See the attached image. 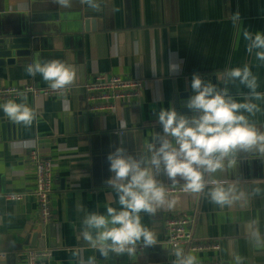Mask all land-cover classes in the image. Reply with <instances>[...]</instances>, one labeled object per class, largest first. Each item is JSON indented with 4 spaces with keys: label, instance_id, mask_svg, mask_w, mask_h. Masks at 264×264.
<instances>
[{
    "label": "crops",
    "instance_id": "obj_1",
    "mask_svg": "<svg viewBox=\"0 0 264 264\" xmlns=\"http://www.w3.org/2000/svg\"><path fill=\"white\" fill-rule=\"evenodd\" d=\"M111 4L117 11L112 28L86 38L79 52H60L62 58H57L54 52H38L42 61L60 60L75 68L76 79L65 87L68 90L65 96L12 99L31 108L35 119L30 126L21 123L20 140L0 142V177L4 191L0 195L3 202L0 252L10 253L0 264H26L24 251L29 247L24 243L37 226L33 192L36 174L28 159L30 152L54 164L50 225L55 232L53 237L46 234L40 243L52 252L46 264H88L90 258L95 259L97 248L82 238L84 217L91 211L103 213L106 206L119 208V204L115 192L104 186L105 178L110 177H105L102 169L106 165L101 158L98 175L91 178L84 173L89 169L82 164L84 158L80 154L84 140L105 132L130 130L133 145H138V139L151 145L153 138L162 132L155 113L169 108L173 89L182 81L186 84L194 73L217 77L218 82L222 78V89L227 87L237 102H245L249 90L238 80L225 84L223 74L227 68L247 64L258 78L257 91L264 93V62L246 51L247 42L242 37L244 29L264 32V0H227L223 10L220 0H111ZM54 6L62 18L72 14L74 8L72 0L61 6L59 2L44 0H0V34L27 43L31 39L29 26L33 24L30 19L36 20L35 28H42L39 17L48 15ZM120 10L125 13L123 20ZM237 12L241 21L234 25L231 16ZM102 74L142 81L139 98L114 115L86 113L81 86ZM27 84L51 88L39 74L29 76L15 70L11 75L0 77V89ZM253 102L259 104L261 111L250 119L264 131V100ZM80 112L85 115L77 116ZM130 119H139L141 124L130 125ZM121 122L125 127H120ZM245 155L249 163L255 164L243 174L252 175L253 179L219 184L232 189L231 204L220 206L211 201L208 193L218 185L206 184V190L201 193L168 196V202L159 205V211L164 208V213H141L142 223L156 233V245L132 257L114 254L117 264H174L177 258L169 260L163 245L167 216L190 218L200 241L219 244L222 264H264L263 202L253 194V183L264 175V156ZM241 175L237 172L236 177ZM7 195H23V198L8 201L3 197ZM192 204H195L193 209ZM196 257L199 261L214 255ZM95 264H106V261L95 259Z\"/></svg>",
    "mask_w": 264,
    "mask_h": 264
},
{
    "label": "clouds",
    "instance_id": "obj_2",
    "mask_svg": "<svg viewBox=\"0 0 264 264\" xmlns=\"http://www.w3.org/2000/svg\"><path fill=\"white\" fill-rule=\"evenodd\" d=\"M231 20L234 25L241 21L240 13L233 14ZM242 37L247 42L246 51L264 62V32L244 29ZM25 71L29 76L41 75L53 90L63 89L76 79L73 66L60 60L42 61L39 53ZM223 80L225 84L238 80L244 85L249 90L245 102H237L227 87L221 89L205 81L202 74L194 73L190 87L195 94L186 104L191 114L178 113L175 107L155 113L163 134L158 135L159 147L150 146V157L137 159L126 154L123 147L108 154L109 171L114 175L106 183L118 197L119 208L106 206L103 213L89 212L82 221L81 232L83 240L105 258L110 253L132 257L138 246L156 245V233L142 223L141 213L154 214L156 206L168 202L164 185L155 178L161 171L173 184L179 183V176L185 181L186 191L201 193L206 187L205 173H216L225 167L234 170L241 152L264 156V131L250 119L261 111L253 101L264 100V93L257 91L258 78L245 64L225 69ZM0 109L13 122L30 126L35 119L25 103L9 100ZM120 127H125V123L121 122ZM262 191L257 187L253 194ZM231 192V188L218 184L208 195L213 203L224 206L232 203ZM175 255L174 264H198V258L185 255L183 249L177 248ZM88 264H95V259L90 258Z\"/></svg>",
    "mask_w": 264,
    "mask_h": 264
},
{
    "label": "water",
    "instance_id": "obj_3",
    "mask_svg": "<svg viewBox=\"0 0 264 264\" xmlns=\"http://www.w3.org/2000/svg\"><path fill=\"white\" fill-rule=\"evenodd\" d=\"M51 3H58L61 6L60 0H44ZM74 4L73 12L69 16L62 18L57 14V7H51L49 9V14L46 16H40L39 21L43 23L42 28H35L33 25L36 20L31 18L33 24L29 26V31L31 39L27 43L19 42L13 37L7 36L6 34H0V77L4 75H11L15 70H20L22 73L26 72L25 68L28 64L33 62L36 53L54 52L57 58H62L59 55L60 52H79L83 48V43L86 38L91 35L99 34L103 32H108L112 28L114 16L117 15V11L113 10L111 0H72ZM113 3V2H112ZM221 10L223 7L226 8L227 0H220ZM120 15L122 20L125 18V13L120 10ZM227 16V10H226ZM27 36V35H26ZM56 58V59H57ZM205 81H211L214 85H217L222 89V78L220 82L217 81V77H203ZM189 81H182L173 89L172 99L169 105L170 107H175L178 113L190 115V110L186 107L188 98L195 93H193L190 87ZM8 100H0V105H4ZM84 116V112L78 113L77 116ZM130 125H140L139 119H130ZM132 123V124H131ZM21 123L11 121L0 109V142L2 143H12L21 139ZM131 131H122V133L105 132L96 137H90L84 140L80 144L81 156L84 158L82 164L89 166V169L84 171L85 174L92 176L98 175L99 172V159L106 167L102 170L106 172L105 177H111L114 173L109 171V162L107 156L109 153L114 152L117 147H123L126 149V154L133 155L135 158L140 159L142 156L150 157L151 155V145L159 147L158 137H154L152 144L147 146L143 143L142 139H138V145H133L130 142ZM163 133L161 132V135ZM83 150V151H82ZM246 153L241 152L237 157V167L234 170H230L225 167L224 170L218 171L216 173H205L204 180L205 184L218 185L221 183H233V180H249L253 179L252 175L243 174L248 172L254 162H250L246 158ZM227 164V161H225ZM264 167V161H263ZM237 172H241V176H237ZM164 186H182L185 181L177 177L179 183L173 184V182L161 171L155 177ZM105 180H108L105 178ZM258 181L253 183L254 189L259 187L264 190V175L259 176ZM3 178L0 177V195L4 193L3 188ZM109 187L108 184L104 185ZM206 189H204L205 191ZM203 191V192H204ZM182 195H176V197H181ZM174 197V196H173ZM262 205V215L264 217V191L261 194L256 195ZM166 199L167 196H166ZM182 199V198H181ZM198 200V194L195 197V202ZM166 204V203H165ZM164 204V205H165ZM0 206L3 207V202L0 201ZM163 206V205H162ZM0 207V208H1ZM195 204L191 205L193 209ZM156 212L164 213V208L159 211V206H156ZM55 229L48 225L45 228H40L35 226L32 232L27 236L25 245L29 248L41 247L42 242L37 241V236L44 233L49 234L53 237ZM95 259L106 261V264H117L114 254L110 253L109 258H105L96 249ZM168 259L177 258L175 253L167 250ZM186 255V254H185ZM3 264V263H2Z\"/></svg>",
    "mask_w": 264,
    "mask_h": 264
},
{
    "label": "built area",
    "instance_id": "obj_4",
    "mask_svg": "<svg viewBox=\"0 0 264 264\" xmlns=\"http://www.w3.org/2000/svg\"><path fill=\"white\" fill-rule=\"evenodd\" d=\"M81 89L84 93L88 114L97 116L114 115L123 107L135 102L143 89V82L138 79H128L114 75H95L91 80L85 82ZM68 93L66 88L53 90L52 88H38L36 85L27 84L21 87L11 86L0 89V100L31 98H55L63 97ZM121 134V133H120ZM34 172L36 174V184L34 197L37 208V225L45 228L51 224L52 208L51 197L53 192V169L54 164L47 159L37 156L35 152L28 155ZM166 196H176L193 194L186 191L182 186H164ZM8 201H20L23 195L3 196ZM165 239L164 248L175 253L177 248L183 249L186 255H214V258L199 260L198 264H222L219 259L220 246L212 241H200L194 233L193 224L190 218L184 216H167L164 221ZM45 234H39L37 241L42 242ZM146 249L143 245L138 246L135 254L141 253ZM16 255V253H11ZM10 253L0 252V261L7 259ZM119 256H128L121 254ZM26 264H46L52 258V252L44 247L29 248L24 251Z\"/></svg>",
    "mask_w": 264,
    "mask_h": 264
}]
</instances>
